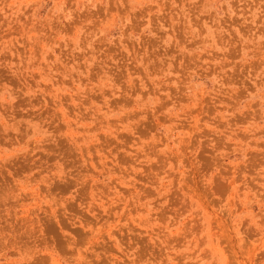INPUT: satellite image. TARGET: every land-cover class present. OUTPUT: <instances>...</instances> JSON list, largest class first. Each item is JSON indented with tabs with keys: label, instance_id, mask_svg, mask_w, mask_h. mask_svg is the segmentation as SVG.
<instances>
[{
	"label": "rangeland",
	"instance_id": "rangeland-1",
	"mask_svg": "<svg viewBox=\"0 0 264 264\" xmlns=\"http://www.w3.org/2000/svg\"><path fill=\"white\" fill-rule=\"evenodd\" d=\"M0 264H264V0H0Z\"/></svg>",
	"mask_w": 264,
	"mask_h": 264
}]
</instances>
